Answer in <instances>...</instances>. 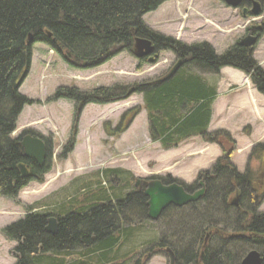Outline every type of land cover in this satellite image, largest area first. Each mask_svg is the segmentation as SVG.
<instances>
[{
	"label": "trees",
	"instance_id": "trees-1",
	"mask_svg": "<svg viewBox=\"0 0 264 264\" xmlns=\"http://www.w3.org/2000/svg\"><path fill=\"white\" fill-rule=\"evenodd\" d=\"M169 1L0 0V197L16 200L31 183L42 184L51 170L50 138L26 131L13 137L24 108L40 104L20 93L36 43L47 45L68 66L78 70L98 68L122 52L132 54L137 38L152 43L156 60L162 53H172L184 64L165 82L156 80L168 72L155 80L117 83L89 92L60 87L48 102L65 99L82 110L91 104L106 106L124 101L133 90L132 94L143 98L150 139L163 150L177 149L200 137L223 151L211 170L200 172L191 186L171 176L160 179L164 185H181L190 194L201 189V183L205 188L198 202L183 208L170 207L158 220L170 212L190 210L188 221L176 227L181 234L176 244L167 238H153L121 255L123 246L136 232L145 231L150 221L147 199L138 190L126 191L130 181H136L131 172L107 169L103 175L109 187L100 183L71 196L56 213H29L1 231L8 241L18 243L17 264H147L167 247L176 253L178 264H241L253 250L261 254L264 264V212L259 211L264 202V143L252 148L244 172L232 164L237 144L230 133L208 132L217 90L214 80L204 76H218L222 69L232 68L248 76L264 96V69L254 58L253 48L235 44L217 55L209 43L186 44L153 31L144 17ZM145 62L146 59L139 61L138 71ZM140 109L126 111L117 127L109 125L108 135L119 137L127 131ZM80 113L77 109L75 129ZM77 134L76 130L72 132L59 161L74 151ZM26 135L39 137L46 144L49 155L43 166L24 156L21 141ZM254 159L260 163L257 175L251 168ZM21 164L29 171L26 178L21 177ZM232 197H238L237 207L231 204ZM203 205L211 213H222L225 224L219 227L211 214L198 212ZM51 217L58 223L56 234L45 230Z\"/></svg>",
	"mask_w": 264,
	"mask_h": 264
},
{
	"label": "rangeland",
	"instance_id": "rangeland-1",
	"mask_svg": "<svg viewBox=\"0 0 264 264\" xmlns=\"http://www.w3.org/2000/svg\"><path fill=\"white\" fill-rule=\"evenodd\" d=\"M239 8H230L223 0H171L156 12L146 15L144 21L152 30L187 44L207 42L213 46L217 55H222L245 37L249 26L264 20V6L261 7L262 13L258 17L252 15L242 17ZM254 49V58L264 68V37ZM32 52L30 72L20 88V93L30 99L40 100L41 104L24 109L15 135L18 136L26 129H33L34 132L49 137L53 145L50 156L51 170L42 184L31 183L18 194L16 200L0 197V264L17 263L14 252L18 243L8 241L1 233L3 228L25 218L29 213H56L59 206L67 203L71 196L97 187L100 183L109 187L110 184L105 182L103 171L122 169L131 172L134 177L144 179L152 176L150 173L156 168L167 166L168 169H172L173 166L179 165L175 159L168 161L159 158L158 161V156L166 150L150 139L147 114L143 108L141 95L133 94L128 99L115 104L106 106L91 104L80 109L76 129L74 126L77 108L73 102L65 99L48 102V98L52 97L60 87H76L81 91L89 92L100 87H111L117 83L132 84L155 80L169 72L177 63L172 53L160 54L157 63L145 62L138 71L139 61L129 52L120 53L98 68L85 70L68 66L60 55L50 51L45 44H34ZM204 76L214 80L216 84L217 76ZM249 83L255 89L251 80ZM238 100L242 101V99ZM135 107L141 109L130 128L119 137L109 136L106 131L109 125L115 127L122 115ZM247 128L246 126L243 129L244 136H248L246 132L251 130ZM260 129L261 132L256 130L255 136L257 139H264V128L261 126ZM74 130L78 133L74 151L66 160L59 161V156ZM195 138L197 141L193 138L186 143H201L200 137ZM245 141H247L246 137L244 144ZM219 148L221 149L220 146ZM236 153L237 151L232 156V164L242 172L246 168L249 155L246 152ZM48 155L47 151V157ZM251 168L257 175L260 169L259 161L254 159ZM133 184L131 180L128 184L130 187L126 190L128 193L136 190ZM233 199L235 200L232 197L231 201ZM209 209L203 205L199 206L197 211L203 215L204 211L207 215L211 214L212 220L218 222L219 227L224 225L226 221L222 213L217 214L215 211L211 213ZM259 211L264 212V202L259 207ZM190 215V210L170 212L156 223L146 222L145 231L136 232L137 236H133L121 249V255L133 251L137 246L153 238H167L176 244L177 239L181 238L176 227L183 220L188 221ZM137 222L135 219V223ZM147 264H169V261L162 250Z\"/></svg>",
	"mask_w": 264,
	"mask_h": 264
},
{
	"label": "crops",
	"instance_id": "crops-1",
	"mask_svg": "<svg viewBox=\"0 0 264 264\" xmlns=\"http://www.w3.org/2000/svg\"><path fill=\"white\" fill-rule=\"evenodd\" d=\"M217 78L215 84L217 96L212 106L208 131L229 132L238 145L236 154L246 152L249 155L255 143L264 142L263 138L257 139L255 136L256 130L261 132V126L264 128V97H261L251 86L249 78L243 73L225 68L221 70ZM246 126L247 129H251L246 132L248 136H244L243 132ZM244 137L247 140L245 144ZM193 140L197 141L196 138ZM221 156L222 150L217 145L202 141L186 143L177 149L163 151L158 156V161H160L159 158L168 161L175 159L179 165L173 166L172 169H168L167 166L156 168L150 175L163 177L170 175L185 184H192L200 171L210 169Z\"/></svg>",
	"mask_w": 264,
	"mask_h": 264
},
{
	"label": "water",
	"instance_id": "water-1",
	"mask_svg": "<svg viewBox=\"0 0 264 264\" xmlns=\"http://www.w3.org/2000/svg\"><path fill=\"white\" fill-rule=\"evenodd\" d=\"M224 3L233 9H238L243 2V0H223ZM261 3L258 1L253 2V9L251 10V15L258 17L261 14ZM246 16V14H244ZM254 30L261 31L262 26H251L249 28L250 32ZM256 36H246L243 38L238 45L245 48H254L258 42ZM31 39V38H30ZM132 54L138 60L148 59V62L153 64L156 62L154 56V47L152 43L146 39L137 38L133 45ZM184 62L178 60L177 63L172 67L169 73L161 79H158L156 83H162L170 78H172L178 70L183 66ZM134 91H131V94ZM80 106L78 110H80ZM21 147L23 149L24 156L36 162L39 166H43L47 159V150L46 145L40 138L33 137L31 135H26L21 141ZM19 170L21 172V177H28L29 171L27 167L23 164L19 165ZM135 188L138 192H142L147 199V217L150 221H158L164 211L170 207L183 208L189 204L198 202L204 195L205 188L201 183L199 191L190 194L184 187L178 184L164 185L161 180H143L137 179L135 182ZM238 197L233 199L231 204L237 207ZM58 229L57 220L54 217L49 218L48 225L46 227V232L50 234H56ZM165 254L168 257L169 264H177V257L175 252L167 247L164 250ZM16 258H19V255H16ZM241 264H263V259L261 254L256 251H250L243 259Z\"/></svg>",
	"mask_w": 264,
	"mask_h": 264
},
{
	"label": "flooded vegetation",
	"instance_id": "flooded-vegetation-1",
	"mask_svg": "<svg viewBox=\"0 0 264 264\" xmlns=\"http://www.w3.org/2000/svg\"><path fill=\"white\" fill-rule=\"evenodd\" d=\"M254 1H258L261 3L262 7L264 6V0H243V2L241 3V7L239 8L240 14L242 15V17L244 16V14H246L247 17L248 15H251V10L253 9V2ZM262 13V12H261ZM255 26L259 25L262 26V30L260 32L254 30L253 32H249L248 29L246 30V34L247 35H252V36H258V37H264V20H262L261 22H259L258 24H254ZM244 38V37H243ZM259 38V39H260ZM242 40V39H241ZM120 185V184H119ZM135 185V182L134 184ZM195 193V192H194Z\"/></svg>",
	"mask_w": 264,
	"mask_h": 264
},
{
	"label": "bare ground",
	"instance_id": "bare-ground-1",
	"mask_svg": "<svg viewBox=\"0 0 264 264\" xmlns=\"http://www.w3.org/2000/svg\"><path fill=\"white\" fill-rule=\"evenodd\" d=\"M65 103V102H64ZM67 106V105H66Z\"/></svg>",
	"mask_w": 264,
	"mask_h": 264
}]
</instances>
